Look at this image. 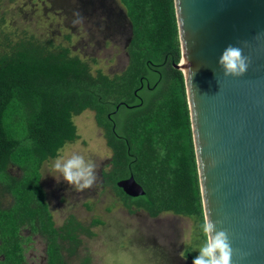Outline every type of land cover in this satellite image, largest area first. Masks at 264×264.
I'll use <instances>...</instances> for the list:
<instances>
[{"label": "trees", "instance_id": "16d2710c", "mask_svg": "<svg viewBox=\"0 0 264 264\" xmlns=\"http://www.w3.org/2000/svg\"><path fill=\"white\" fill-rule=\"evenodd\" d=\"M119 1L132 35L129 66L113 77L94 74L52 41L26 34L15 41L0 20V264H28L35 237L45 243V264H68L81 237H95L94 227L104 225L71 216L57 227L42 186L43 165L79 139L73 119L87 110L112 151L104 184L128 212L188 217L200 232L205 215L191 116L185 78L175 68L182 59L175 0ZM132 176L144 196L118 187Z\"/></svg>", "mask_w": 264, "mask_h": 264}, {"label": "water", "instance_id": "95a60500", "mask_svg": "<svg viewBox=\"0 0 264 264\" xmlns=\"http://www.w3.org/2000/svg\"><path fill=\"white\" fill-rule=\"evenodd\" d=\"M175 9L204 215L228 232L233 264H264V0H175ZM229 44L251 58L242 77L217 63ZM117 185L145 195L133 176Z\"/></svg>", "mask_w": 264, "mask_h": 264}, {"label": "rangeland", "instance_id": "374dc122", "mask_svg": "<svg viewBox=\"0 0 264 264\" xmlns=\"http://www.w3.org/2000/svg\"><path fill=\"white\" fill-rule=\"evenodd\" d=\"M0 20L2 31L15 41L26 34L69 48L89 63L94 74L101 71L113 77L129 66L131 24L119 0H0ZM73 121L79 139L66 145L60 155L77 152L94 161L97 181L90 189L77 191L50 171L52 159L43 165L42 186L57 227L71 216L85 225L96 219L104 225L94 227L95 237H81L82 244L68 264H80L85 257H90L92 264H192L193 260H183L187 254L194 259L203 243L196 221L172 213L157 218L143 211L130 214L104 184L102 173L111 164L112 151L96 113L87 110ZM12 172L19 174L17 169ZM27 261L46 263L41 238H33Z\"/></svg>", "mask_w": 264, "mask_h": 264}, {"label": "clouds", "instance_id": "9594fccd", "mask_svg": "<svg viewBox=\"0 0 264 264\" xmlns=\"http://www.w3.org/2000/svg\"><path fill=\"white\" fill-rule=\"evenodd\" d=\"M243 44L247 47V42ZM217 63L224 76L242 77L248 71L251 58L244 55L243 47L229 44L221 52ZM189 71L192 78L194 72ZM96 168L94 161L77 152L67 156L58 154L50 165L52 173H58L60 178L80 192L94 186L97 181ZM199 229L204 242L197 249L199 254L192 264H233V248L228 232L219 229L210 215L204 217Z\"/></svg>", "mask_w": 264, "mask_h": 264}, {"label": "flooded vegetation", "instance_id": "af4514ba", "mask_svg": "<svg viewBox=\"0 0 264 264\" xmlns=\"http://www.w3.org/2000/svg\"><path fill=\"white\" fill-rule=\"evenodd\" d=\"M128 44H129V43H128ZM138 99L141 101V98H140V97H138ZM102 175H103V174H102ZM138 213H140V211L136 212L135 214H138ZM135 214H134V215H135ZM201 239H202V238H201ZM187 253H189V250H188ZM187 253H186V254H187ZM189 259H190V260H189ZM187 260H189V261L193 260V259H191L190 254H187V256L184 258L183 261L187 262Z\"/></svg>", "mask_w": 264, "mask_h": 264}]
</instances>
